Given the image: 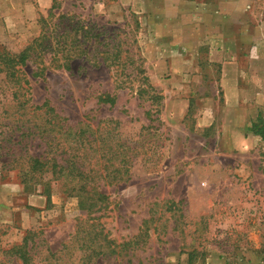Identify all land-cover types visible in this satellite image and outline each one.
Segmentation results:
<instances>
[{
	"label": "rangeland",
	"instance_id": "rangeland-1",
	"mask_svg": "<svg viewBox=\"0 0 264 264\" xmlns=\"http://www.w3.org/2000/svg\"><path fill=\"white\" fill-rule=\"evenodd\" d=\"M40 1L0 0V53L38 39L14 77L0 61V264H22L8 250L25 237L33 264H264V141L221 151L197 122L209 107L221 119L223 62L247 99L264 94V0ZM69 156L106 195L97 207L31 169Z\"/></svg>",
	"mask_w": 264,
	"mask_h": 264
},
{
	"label": "crops",
	"instance_id": "crops-1",
	"mask_svg": "<svg viewBox=\"0 0 264 264\" xmlns=\"http://www.w3.org/2000/svg\"><path fill=\"white\" fill-rule=\"evenodd\" d=\"M123 2V0H121ZM167 4V0L164 1ZM168 7L174 10L175 0L168 2ZM192 4H205L203 1L189 2ZM43 9H49L53 5V0H43L39 2ZM153 5L145 1L141 6L143 12H146ZM157 7H164V4H157ZM177 8V7H176ZM225 53V51H224ZM215 54V53H214ZM168 67L165 66V71ZM171 71H173L170 68ZM242 69L237 63V60L226 61L221 65L219 84L222 87L223 99L221 98V119H216L213 114V107H209L204 115L198 118V125L211 127L215 125L221 138V151L241 150L244 146L251 148L257 142L263 141L261 137L251 133L250 128L252 123L257 121L260 107L264 106V94H259L255 99L246 98L245 91L240 85V76ZM166 102V114L171 117V121L175 123V128L183 124L188 113L189 102L184 99H177ZM210 103V102H209ZM216 119V122H215Z\"/></svg>",
	"mask_w": 264,
	"mask_h": 264
},
{
	"label": "trees",
	"instance_id": "trees-1",
	"mask_svg": "<svg viewBox=\"0 0 264 264\" xmlns=\"http://www.w3.org/2000/svg\"><path fill=\"white\" fill-rule=\"evenodd\" d=\"M57 8L56 3L53 4L51 10H54ZM38 41V39L35 40V42ZM34 42V43H35ZM33 44L29 45L26 49H24L20 54H11L10 52H4L0 53V61L1 64H3V67L1 69L2 72H6L7 76H15V73L17 71V67L19 66H25L27 64L28 59L31 57V50L33 49ZM83 54L87 53V49L83 50ZM74 55L72 57H67L68 58H87L86 55ZM67 67L70 68V63L67 64ZM153 99H161V95L155 94L152 97ZM101 100L104 102H108L110 104H114L116 102V98L111 96L110 94L104 95ZM40 110H44L43 113H51L53 114L54 108L49 106L48 102H45L42 106L38 107ZM55 116V114H54ZM56 117V116H55ZM50 119L48 118L46 120V123H50ZM52 125H55V123H51ZM251 131L253 132L254 135H257L261 137V139L264 141V119L259 113L257 117V121L253 122ZM80 141L75 139L72 141V144H75L76 146H79ZM106 148L109 147L108 144L105 145ZM72 151L75 152L79 150V147H71ZM68 153L70 154V152ZM85 154V153H84ZM83 155V154H82ZM80 156L81 159H83V156ZM86 159V158H85ZM109 161V160H108ZM82 162L76 161V159H72L67 157L64 159L63 163H60L57 160H54L53 163L50 164L49 161L42 159V157H31V169L33 171H38V172H47L51 171L54 175L57 176H62V177H67L70 178L71 181V191H76L77 194L85 195V199L81 201L80 203L83 205H86L87 208L93 209L98 206V203L106 198V195L100 191H97L94 193L95 187L94 183H92V180L90 179V175L86 172L83 171L82 169ZM90 194L98 196L97 200H92L90 197ZM27 237L24 238V241L20 245H15L12 248L8 250V252L12 255L15 256L17 259H19L22 264H33L32 260V254H31V249L28 247Z\"/></svg>",
	"mask_w": 264,
	"mask_h": 264
}]
</instances>
